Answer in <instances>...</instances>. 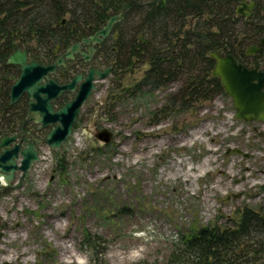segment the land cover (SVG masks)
I'll return each mask as SVG.
<instances>
[{"label":"rangeland","instance_id":"rangeland-1","mask_svg":"<svg viewBox=\"0 0 264 264\" xmlns=\"http://www.w3.org/2000/svg\"><path fill=\"white\" fill-rule=\"evenodd\" d=\"M258 53L249 64L263 65ZM146 68L97 78L76 133L59 147L41 142L21 184L0 192V264H166L181 231L264 203V118L236 117L228 93L171 108L184 77L136 90ZM96 125L110 141L96 139ZM82 228L104 251H91Z\"/></svg>","mask_w":264,"mask_h":264},{"label":"trees","instance_id":"trees-1","mask_svg":"<svg viewBox=\"0 0 264 264\" xmlns=\"http://www.w3.org/2000/svg\"><path fill=\"white\" fill-rule=\"evenodd\" d=\"M240 1L0 0L1 44L9 49L14 39L27 44L31 38L48 46L54 40L68 44L88 24L98 28L110 15L121 14L116 48L106 55L121 73L141 61L147 63L133 84L136 90L145 84L155 90L184 77L177 95L168 98L171 108L179 109L227 93L212 72L214 50L230 52L245 64L249 45L259 46L258 55L264 52L259 42L264 35V0H253L254 14L247 19L236 13ZM63 18L66 22L60 25ZM7 53L2 50L0 55ZM261 67L264 70V63ZM62 161L57 160L65 168ZM82 236L93 253L104 251L103 239L96 233L82 228ZM166 264H264V203L243 206L232 223L181 231Z\"/></svg>","mask_w":264,"mask_h":264},{"label":"water","instance_id":"water-1","mask_svg":"<svg viewBox=\"0 0 264 264\" xmlns=\"http://www.w3.org/2000/svg\"><path fill=\"white\" fill-rule=\"evenodd\" d=\"M254 1L250 0L246 3L245 0L240 1V5L236 7V12L249 17L254 13ZM246 9V10H245ZM121 14L111 15L106 23L91 35V39L84 41L99 40V35H105L109 31L112 23ZM63 18L62 20H64ZM260 43L264 46V35L260 39ZM78 43L72 45V49L78 48ZM259 49L258 45H249L245 52L252 54ZM18 50V48L16 49ZM71 50L67 51L69 55ZM19 52V51H18ZM215 58V65L212 70L213 74L218 75L221 79L225 91L232 97L235 107V116L244 119H263L264 118V70L259 67L257 60L253 61L251 66L238 61L237 58L230 52L220 53L217 49L212 52ZM12 60L22 64L20 74L14 79L10 94L14 100L22 91H26L33 100L29 102V114L33 110L38 114L37 120L42 125L55 123L54 126L46 134L45 140L47 144L53 148L59 147L61 143L71 133L73 125L77 119L82 103L87 99L94 87L93 79L94 72L99 78L107 75L108 69L98 70L91 68L81 83L75 97L65 102L58 109L53 110L50 99L55 96L60 90L72 88L76 76L70 82L58 85L54 79L48 78L44 82L43 77L48 71H52L54 64L42 65L35 61L26 62L24 51L16 54L13 53L10 57ZM61 61V59L59 60ZM43 92V93H42ZM30 119L32 117L30 115ZM92 134L101 143L111 140L113 132L107 127H101L93 131ZM14 135H3L0 137V188L7 186L17 187L21 184L24 177L27 176L28 170L34 160L38 159V151L34 144L28 142L23 148H19L18 143L10 145L14 140ZM18 150L21 158L17 161ZM239 151V149H234ZM20 170V175L17 180L11 183L14 179V172ZM6 264V263H4Z\"/></svg>","mask_w":264,"mask_h":264},{"label":"flooded vegetation","instance_id":"flooded-vegetation-1","mask_svg":"<svg viewBox=\"0 0 264 264\" xmlns=\"http://www.w3.org/2000/svg\"><path fill=\"white\" fill-rule=\"evenodd\" d=\"M121 19L122 15L112 23L107 34L103 36L99 35V40L94 39L91 42L84 41V39H91V35L99 30L106 22L98 28H94L91 24H88L84 32L77 38H71L68 44H63L58 40H54L50 46H48L43 43L39 44V41L35 38H31V40L25 44L21 43L20 39H14L12 41L14 44L8 49L1 44L3 38H0V54L2 50L8 51L5 57L0 55V137L3 135H14L15 138L10 142V145L18 143L21 149L30 142L34 144L39 151V145L41 142H45L46 134L51 127L55 125V123L42 125L37 120L38 114L33 110L31 114H29V102L33 100V98L26 91L20 92V94L12 100L10 94L11 85L14 79L20 74L22 66L20 62L10 58L13 53L16 52L17 54L24 51L26 62L33 60L42 65L54 64V69L47 72L42 79L43 82L48 78H52L58 85H62L70 82L76 76H79L75 80L72 88L62 89L50 99L52 109L56 110L65 102L75 97L81 83L84 81L91 68L98 70L108 69L107 75L112 74L113 78H118L123 73L115 69L114 60L111 59V56L106 55L109 50L116 48L114 39L118 36V24ZM65 22L66 18L60 21V25L65 24ZM75 43H78V48L72 49V45ZM107 47H109V49H107ZM17 48L18 50H16ZM69 50H71V53L67 55L66 53ZM60 59L61 61H59ZM94 76L93 82L97 80L96 72H94ZM30 115L35 118L30 119ZM77 120L78 116L75 123ZM95 128L97 129L99 127L96 125ZM17 153L19 158V150ZM19 174V170L14 172L15 176Z\"/></svg>","mask_w":264,"mask_h":264},{"label":"clouds","instance_id":"clouds-1","mask_svg":"<svg viewBox=\"0 0 264 264\" xmlns=\"http://www.w3.org/2000/svg\"><path fill=\"white\" fill-rule=\"evenodd\" d=\"M131 257H132L133 259H138V258H140V252H138V251H133V252L131 253Z\"/></svg>","mask_w":264,"mask_h":264},{"label":"built area","instance_id":"built-area-1","mask_svg":"<svg viewBox=\"0 0 264 264\" xmlns=\"http://www.w3.org/2000/svg\"><path fill=\"white\" fill-rule=\"evenodd\" d=\"M73 133H76V131L74 130Z\"/></svg>","mask_w":264,"mask_h":264}]
</instances>
